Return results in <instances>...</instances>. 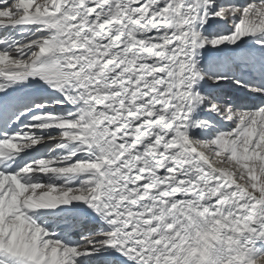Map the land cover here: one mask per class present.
I'll use <instances>...</instances> for the list:
<instances>
[{"label":"snow or ice","instance_id":"snow-or-ice-1","mask_svg":"<svg viewBox=\"0 0 264 264\" xmlns=\"http://www.w3.org/2000/svg\"><path fill=\"white\" fill-rule=\"evenodd\" d=\"M0 264H264V0H0Z\"/></svg>","mask_w":264,"mask_h":264}]
</instances>
